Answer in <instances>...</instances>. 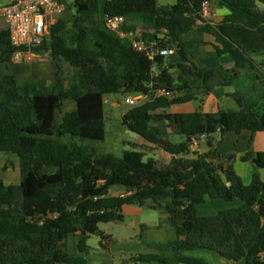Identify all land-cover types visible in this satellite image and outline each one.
Masks as SVG:
<instances>
[{
    "label": "trees",
    "instance_id": "16d2710c",
    "mask_svg": "<svg viewBox=\"0 0 264 264\" xmlns=\"http://www.w3.org/2000/svg\"><path fill=\"white\" fill-rule=\"evenodd\" d=\"M211 1L176 0L173 6L160 7L156 0H105L99 18V0H72L41 44L31 49L12 47L7 31L0 32V63L12 67V74L0 72V154L14 155L22 175L14 185L0 179V264H88L81 255L68 256L64 241L78 234L82 254L94 235L105 249L112 238L98 225L121 223L125 205L163 208L176 235L162 246L168 255H136L125 262L208 264L191 255L208 253L230 264H264V181L257 173L264 170V153L240 158L254 171L251 182L244 184L232 168L235 157H222L211 142L215 134L221 138L229 132L264 131V88L259 104L246 102L248 91L232 94L240 106L237 112H165L192 99L188 83L176 85L171 68L198 78L195 90L202 95L229 86L242 73L261 78L253 57L264 55V0H213L229 12L218 23L202 16V4ZM115 16L125 20L123 30L140 28L138 40L165 50L170 47L184 62L170 65L166 57L150 60L133 50L104 28L103 19ZM192 32L213 36L216 53L226 55L233 67L205 71L196 67L192 59L201 42L183 39ZM16 50L46 57L52 77L24 76L26 67L10 62ZM65 66L76 71L73 85H66ZM158 89L173 96L152 98L121 118L131 132L169 155L168 163L144 160L138 151H126L121 158L88 152L86 142L105 138L106 96H152ZM69 99L75 109L62 112ZM164 123L185 142L170 143ZM201 137L212 149L190 152L189 143ZM223 159L225 165L218 163ZM49 168L56 170L49 173ZM113 186L132 193L111 196L108 190ZM206 199L238 200L239 205L200 216L197 207Z\"/></svg>",
    "mask_w": 264,
    "mask_h": 264
},
{
    "label": "crops",
    "instance_id": "0c3cea01",
    "mask_svg": "<svg viewBox=\"0 0 264 264\" xmlns=\"http://www.w3.org/2000/svg\"><path fill=\"white\" fill-rule=\"evenodd\" d=\"M103 5H101V18H103ZM209 5L210 16L206 19L210 20L212 23L220 22L226 15L229 14L226 9L214 4L213 0L209 3ZM4 30L5 26L3 22L0 21V32H3ZM135 32L139 34L140 28H137ZM183 39L201 42L196 46V56L194 59H192L195 66L200 70H211L218 66H221L225 69H230L233 67V62L226 55L219 56L216 53L214 46H216L217 44L215 43L213 36L208 34L199 36L192 32L184 36ZM260 57V60L255 59L254 57L253 60L257 64L262 65L264 64V55H261ZM166 60L170 65L184 62V60L173 51H171V53L166 56ZM2 70H4V72H2ZM259 71V75L261 78L258 80H254L251 73H242L229 86L215 87L207 94L202 95L200 91L195 90L197 86H199L198 78L188 74L178 73L175 68H171L169 72L173 75L175 84L180 86L184 82H187L188 87L192 93V99L186 103L171 105L165 110V112L172 115L190 114L193 112H197L198 108H200L198 111L206 114H215L219 111L237 112L240 110V106L237 103L236 99L232 96V94L245 91H248L245 98L248 104H259L262 102V89L264 88V68H259ZM0 72L2 74H12V67L9 65L4 66L0 63ZM68 106H70V108L66 111L75 109L74 102L68 104ZM163 127L165 137L170 143L179 144L182 139L184 140V136L176 132L175 129L168 127L165 123L163 124ZM196 142L199 145L200 151L203 150L205 152H209L212 149L211 147H207L204 137L197 139ZM211 142L216 153L220 154L222 157H226L228 155H233L235 157L234 161L231 162L233 170L240 177L242 183L249 184L254 172L253 167L249 162H242L240 158L246 153H264V131H242L240 134L229 132L221 138L218 134H215L211 136ZM181 143H183V141ZM144 156L146 157V159H155V157H152L153 155L150 154H145ZM218 163L224 165L226 164L225 159H223L222 161L220 160ZM16 170L17 171L15 173L8 175L6 178H0L5 185L18 184L21 181L22 175L20 163ZM55 170V168H52L48 170V172L54 173ZM257 173L259 174L261 181H264V170H258ZM9 178L10 181L8 180ZM124 190L125 189H123L122 187L113 186L108 190V194L111 196H117L120 193H123ZM235 201L231 203L225 202V209L238 206L239 204H235ZM207 202L208 199H206L203 204H207ZM201 205L197 207L198 215H210L209 212L206 211ZM144 209L145 208H140L133 205H125L121 209L123 220L125 215L131 216V224L133 226V232L135 236H127L125 233H122V236L119 237L107 234L110 235L112 241L107 245L105 249H101L100 246L91 247L87 245L88 251L81 254L77 247L80 238L79 235H69L64 241L63 250L67 254L69 253L67 244L70 241L71 254H68V256L76 257L81 255L88 261V264H130V262L125 261L128 258L136 255H168V252L163 250L162 246H164L168 242L173 241L176 238V235L174 229L168 223L167 212L163 208L154 209L153 216L155 218L157 217L156 221H147L142 220ZM181 222V210H179L177 213V224L180 225ZM191 255L194 256V254ZM236 264H243V262Z\"/></svg>",
    "mask_w": 264,
    "mask_h": 264
},
{
    "label": "rangeland",
    "instance_id": "374dc122",
    "mask_svg": "<svg viewBox=\"0 0 264 264\" xmlns=\"http://www.w3.org/2000/svg\"><path fill=\"white\" fill-rule=\"evenodd\" d=\"M66 1V7L69 3L72 2V0H65ZM105 0H99V8L101 13V5H103ZM156 3L160 7H170L173 6L176 3V0H156ZM215 4V3H214ZM65 11L59 16L61 17L64 15ZM100 18V14H99ZM124 43H127V41H123ZM23 58H25V61H21L19 65L22 67L25 66V70L23 75H32L30 73V69L28 68L29 63H37L41 68L47 69V75L38 77L43 78L44 80H49L52 75L53 71L50 65V62L46 59L44 56L40 55H34L32 53H26ZM171 58V57H170ZM255 59L260 60V56H255ZM37 60V61H29V60ZM261 67V69L264 68V64ZM11 69V68H10ZM65 81L66 85L70 86L73 85L74 82L77 79L76 71L72 68H69L68 66H65ZM4 72V70H2ZM36 77V76H35ZM22 79V78H21ZM127 96H130L129 94H116V95H109L106 96V103H104V129H105V138L102 142H86L85 145L88 148V152L91 154H94V156L99 157L104 154H112L118 158H121L123 153L126 151H138L143 152L145 154L153 155L152 157H155V160L161 164H166L170 160V156L164 153L162 150L157 149L155 146L151 144H146L145 141H141V138L136 135L135 133L131 132L127 127H125L122 123V115L127 112L130 108L127 104H125V98ZM73 103L72 100H67L63 102L62 106V112H65L70 108L68 104ZM183 136V135H182ZM63 141H68V138H65ZM185 141L182 139L179 143ZM144 160H146V157L144 156ZM18 163V164H17ZM19 165V161L15 156L7 155V154H0V178H6L8 175H11L12 173H15L17 170V167ZM52 168H49V170ZM10 181V178L8 179ZM219 201V202H214ZM239 204V201L236 200L235 204ZM204 207L206 211L209 212L210 215L216 214L220 210H224L226 208V204L223 200L219 199H208L207 204L201 205ZM154 211L145 208L143 210V217L142 220H154L156 221V218L153 216ZM132 218L130 215H125L124 220L120 224H114V223H107V224H99L98 228L101 232H105L104 234H110L113 236H122V233H125L127 236H135L133 232V226H132ZM109 235V236H110ZM87 245L91 247H98L99 246V238L97 236H90L87 240ZM68 254H71V248H70V241L67 244ZM194 256L201 258L208 264H230L227 262H224L220 259H218L213 254L208 253H193ZM130 264H134L130 262Z\"/></svg>",
    "mask_w": 264,
    "mask_h": 264
},
{
    "label": "built area",
    "instance_id": "2783aa9c",
    "mask_svg": "<svg viewBox=\"0 0 264 264\" xmlns=\"http://www.w3.org/2000/svg\"><path fill=\"white\" fill-rule=\"evenodd\" d=\"M65 8V0H0V21L3 22L5 26L4 31H7L12 47L16 49L22 47L31 49L41 44L49 27L65 11ZM209 8L210 5L208 2L202 4V16L204 18L210 16ZM124 22L125 20L122 17H105L103 19V26L108 32L123 41H127L128 45L133 50L143 53L150 60H153L156 55L166 57L171 53L170 50L165 49L158 51L155 44H146L145 42L138 40V33L135 31L123 30L122 26L124 25ZM25 54L26 53H23L22 51L16 50L12 55L10 62L13 65L20 64L21 61H25V58H23ZM28 68L30 69V73L36 76L31 75L34 78L44 80L43 78L38 77L47 75V69L41 68L37 63H29ZM154 75H157V73ZM172 96V92L158 89L153 91L152 96L144 93L127 96L125 98V104L134 107L150 101L152 98H170ZM196 140L197 139H193L189 143L188 148L190 152L200 151ZM131 193V191L124 190L119 196L124 197Z\"/></svg>",
    "mask_w": 264,
    "mask_h": 264
},
{
    "label": "water",
    "instance_id": "95a60500",
    "mask_svg": "<svg viewBox=\"0 0 264 264\" xmlns=\"http://www.w3.org/2000/svg\"><path fill=\"white\" fill-rule=\"evenodd\" d=\"M163 49H164L163 47H158V51L163 50ZM167 49L170 50V47H167ZM199 109H200V108H198L197 111H198ZM201 151H202V152H205V151H203V150H201Z\"/></svg>",
    "mask_w": 264,
    "mask_h": 264
}]
</instances>
